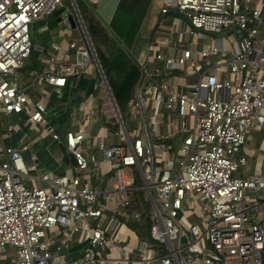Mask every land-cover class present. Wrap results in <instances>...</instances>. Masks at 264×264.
<instances>
[{
    "label": "built area",
    "instance_id": "built-area-1",
    "mask_svg": "<svg viewBox=\"0 0 264 264\" xmlns=\"http://www.w3.org/2000/svg\"><path fill=\"white\" fill-rule=\"evenodd\" d=\"M63 1L0 0V112L5 118L22 115L42 129L47 124L43 103L30 98L18 73L34 46L31 25L62 9ZM168 8L187 22V36L223 35L231 47L227 51L213 40L200 50L190 45L174 56L151 48H156L152 58L162 63L165 74L197 75L185 92L162 84L151 96L154 105L166 111L168 124L178 122L183 138L173 150L151 144L146 133H133V140L123 144H99L101 159L111 164L115 179L105 194L89 183L88 171L97 168L99 160L80 149L86 137L82 126L63 134V146L74 159L71 176L42 171L33 158L25 163L22 153L29 150L28 143L3 146L0 249L15 250L13 264H52V252L67 247L53 231L78 235L87 242L90 251L79 264H105L102 255L118 243L115 232L124 222L138 223L143 216L132 208L133 180L125 173L128 169L139 173L147 194L149 238L165 250L158 254L143 239L138 250L142 264H264V227L247 214L248 193L264 190V176H235L246 164L239 152L247 134L264 126V0H172L161 12ZM71 11L66 9L63 15ZM68 47L90 54L83 34ZM59 50L58 45L52 46L46 65L33 77V86L63 87L67 78L97 69L91 61L68 63L67 54L55 55ZM140 72L150 80L145 69ZM141 89L139 83L134 107L143 122ZM13 129L6 125L8 133ZM51 138L61 140L55 133Z\"/></svg>",
    "mask_w": 264,
    "mask_h": 264
},
{
    "label": "crops",
    "instance_id": "crops-1",
    "mask_svg": "<svg viewBox=\"0 0 264 264\" xmlns=\"http://www.w3.org/2000/svg\"><path fill=\"white\" fill-rule=\"evenodd\" d=\"M171 1L151 0L140 29V37L131 50L133 59L139 68L145 69L146 76H149L150 80L141 76L139 81L142 83L141 92L145 118L143 122L139 120V111L134 107L136 100L134 91V101L129 108V117L127 125L124 126V133L97 69H91L88 73L80 76L67 78L63 87L45 86L41 89L33 86V77L41 72L46 65L53 45L60 47V50L55 52L58 58L67 54L68 63L76 64L77 52L69 49L68 44L73 39L82 36L78 24L76 23V26L72 28L67 21V17L73 14V11L61 16V22L65 27H60L51 15L34 22L31 25V34L37 35L39 43L33 42V49L20 68L18 76L22 88L30 98L43 103L47 124L42 129L30 125L22 115L5 118L0 112V152L3 146L17 147L24 142L28 143L29 150L22 153L25 163L28 164L33 158L37 167L42 171L54 175L71 176L74 159L63 146V134L68 130H76L82 126L86 130V137L84 143L80 145V149L85 155L95 156L99 160L97 168L88 171L89 183L98 193L105 194L112 190L115 179L111 164L101 159L98 151L99 144L109 147L126 143V139L132 141L133 139L131 140L128 136L131 131L140 134V136L146 133L151 144L168 145L173 150L183 138L179 132V124L177 121L168 124L166 111L160 104L155 106L151 96L154 92L160 91L162 84L175 91L185 92L188 90V86L197 80V75L186 76L183 71L165 74L162 63L152 58L156 54L157 50L155 49L158 48L165 55L174 56L190 45L194 49L200 50L203 45L207 47L213 40L214 43L217 42L226 49L228 40L224 39L223 35L212 36L206 41H202L203 38L201 39L197 35L187 36L185 31L188 29V24L181 15L172 8H168L166 13L161 12L162 8ZM117 3L118 0H96L91 5L98 18L108 24ZM193 39L194 41H192ZM228 44L230 47L229 41ZM152 47H156L154 51L151 49ZM152 122H154V126ZM8 123L14 126L10 133L6 130ZM39 129L46 133L35 135ZM52 133L61 137L59 143L52 140ZM239 155L245 158L246 164L238 168L235 176L241 178H248L255 174L264 176V126L247 134ZM125 173L133 180L134 206L132 208L143 213L142 219H149V202L146 192L142 189L143 183L139 173L135 169H128ZM30 183V181L25 182L26 185H30ZM248 198L250 200L248 217L264 227V190L248 193ZM100 201H102L101 198ZM127 222H124L125 224L119 227L118 232H115L118 239L116 247L111 252L106 251L102 255L105 264H142L138 258V250L143 239L139 238L127 226ZM53 232L54 235L60 236V241L67 244V247H61L59 251L52 252L54 258L51 260L52 264H79L85 253L90 251L87 242L81 241L79 237L63 235L58 231ZM14 260L15 250L12 247L0 249V264H13ZM150 264H157V262L153 261ZM231 264L236 263L232 262Z\"/></svg>",
    "mask_w": 264,
    "mask_h": 264
},
{
    "label": "trees",
    "instance_id": "trees-1",
    "mask_svg": "<svg viewBox=\"0 0 264 264\" xmlns=\"http://www.w3.org/2000/svg\"><path fill=\"white\" fill-rule=\"evenodd\" d=\"M83 20L97 59L110 89L124 126L129 108L134 101V91L141 78L138 64L131 50L140 37V29L151 0H118L108 24L102 22L87 0H74ZM127 226L141 239L154 245L158 254H164L163 245L149 238L150 220L127 222Z\"/></svg>",
    "mask_w": 264,
    "mask_h": 264
},
{
    "label": "water",
    "instance_id": "water-1",
    "mask_svg": "<svg viewBox=\"0 0 264 264\" xmlns=\"http://www.w3.org/2000/svg\"><path fill=\"white\" fill-rule=\"evenodd\" d=\"M71 3H72L71 4V10L73 11V14H71V15H69L67 17V21H68V23L70 24V26L72 28H74L76 26V23L78 24V27L80 28L82 34L85 37L86 44L88 45V47L90 49V54L89 55H82V54L77 52L76 53V63L85 65V64H87V63H89L91 61V62H93L96 65L97 71H98V73H99V75L101 77V80H102L104 86L106 87V89L108 91L109 97H110V99L112 101V104L114 106V109L116 111V115H117L118 121L120 123V127H121V129H122V131L124 133L125 132V128H124L121 116L119 114V111H118V109L116 107V104H115V102L113 100V97L111 95L110 89H109V87L107 85V82L105 80L104 74L102 72V69L100 67L99 61H98L97 56H96V52H95V50L93 48V45L91 43V40H90V38L88 36V33L86 31V28H85V25L83 23V20H82L80 14H79V11H78V9L76 7L75 1L71 0ZM63 12H64L63 9H58V10L54 11L53 13H51V16L53 18H55V20H56V22L58 24L61 23V21H62V17L61 16L63 15Z\"/></svg>",
    "mask_w": 264,
    "mask_h": 264
},
{
    "label": "rangeland",
    "instance_id": "rangeland-1",
    "mask_svg": "<svg viewBox=\"0 0 264 264\" xmlns=\"http://www.w3.org/2000/svg\"><path fill=\"white\" fill-rule=\"evenodd\" d=\"M70 7H71V4H70V2L68 1V0H64L62 3H61V5H60V8H62L64 11L66 10V9H70ZM60 27H63L64 26V23H59L58 24ZM66 26H67V28H68V25L66 24ZM65 27V26H64ZM63 30H66L65 28H63ZM31 36H32V40H33V42L35 43H39V39L37 38V35H35V34H31ZM207 40V38H203V40L202 41H206ZM192 41H194V39L192 40ZM226 50L227 51H229L230 50V47H229V44H228V41L226 42ZM140 120V119H139ZM35 128V127H34ZM37 128V127H36ZM36 132V131H35ZM39 133H46L45 131H43V130H38V132H36V134L35 135H39ZM137 135H140V134H137ZM128 136H129V138L132 140L133 138H134V136H133V133L130 131V134H128ZM27 142V141H26ZM148 208V207H147ZM149 210H150V207H149ZM149 210H148V212H149ZM188 219H189V221H191V218L190 217H188ZM57 237H60L59 235H56ZM75 237H78V235H74Z\"/></svg>",
    "mask_w": 264,
    "mask_h": 264
},
{
    "label": "bare ground",
    "instance_id": "bare-ground-1",
    "mask_svg": "<svg viewBox=\"0 0 264 264\" xmlns=\"http://www.w3.org/2000/svg\"><path fill=\"white\" fill-rule=\"evenodd\" d=\"M96 66V65H95ZM149 217H150V215H149ZM150 219V218H149Z\"/></svg>",
    "mask_w": 264,
    "mask_h": 264
}]
</instances>
